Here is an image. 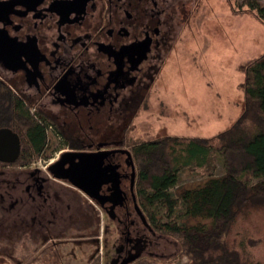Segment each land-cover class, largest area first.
<instances>
[{
  "label": "flooded vegetation",
  "instance_id": "obj_1",
  "mask_svg": "<svg viewBox=\"0 0 264 264\" xmlns=\"http://www.w3.org/2000/svg\"><path fill=\"white\" fill-rule=\"evenodd\" d=\"M0 1V85L28 107L43 147L51 146L27 164H11L19 147L12 162L0 161V178L15 182L0 188V245H19L18 264L88 253L87 264L166 258L170 240L136 202L126 132L182 24L184 0ZM66 152L101 156L102 183L86 186L93 198L55 177L71 165Z\"/></svg>",
  "mask_w": 264,
  "mask_h": 264
},
{
  "label": "trees",
  "instance_id": "obj_2",
  "mask_svg": "<svg viewBox=\"0 0 264 264\" xmlns=\"http://www.w3.org/2000/svg\"><path fill=\"white\" fill-rule=\"evenodd\" d=\"M227 1L236 10L252 12L264 24V2ZM242 73L249 122L239 117L216 135L217 146L200 137L163 136L134 142L131 147L137 205L154 231L175 241L176 259H185L181 264H264L252 257L242 241L227 240L238 216L251 209L264 210V181L251 182L264 178V52L247 62ZM0 128L19 136V153L12 165L27 164L39 154L46 157L51 149L43 147L44 131L28 107L1 85ZM212 150L221 158L220 175H211ZM184 168L204 169L206 177L193 187H175ZM94 231L88 235L89 244L95 241ZM244 243L252 247L256 241L246 238ZM173 262L145 258L135 264ZM24 264L38 263L35 256H29ZM89 264H99V260Z\"/></svg>",
  "mask_w": 264,
  "mask_h": 264
},
{
  "label": "rangeland",
  "instance_id": "obj_3",
  "mask_svg": "<svg viewBox=\"0 0 264 264\" xmlns=\"http://www.w3.org/2000/svg\"><path fill=\"white\" fill-rule=\"evenodd\" d=\"M176 30L173 43L126 134L130 142L163 136L200 137L217 146L219 132L231 127L239 117L244 123L249 122L242 69L264 52V24L252 12L232 8L227 0H184L183 21ZM210 157L211 175H220L219 154L212 150ZM205 177L204 169L184 168L175 187H193ZM257 180L264 178L251 182ZM165 237L170 240L166 242L167 257L154 260L181 264L185 259H176L175 241ZM246 238L255 240L256 244L247 246ZM227 240L228 243L242 241L253 258L264 261V210L251 209L246 215L238 216ZM29 246L33 251V245ZM20 254L19 245H0V264H18ZM88 256L83 260L66 258L64 264H87Z\"/></svg>",
  "mask_w": 264,
  "mask_h": 264
},
{
  "label": "water",
  "instance_id": "obj_4",
  "mask_svg": "<svg viewBox=\"0 0 264 264\" xmlns=\"http://www.w3.org/2000/svg\"><path fill=\"white\" fill-rule=\"evenodd\" d=\"M4 3L0 1V11ZM0 40V56L2 54ZM2 59V56L1 58ZM18 137L15 133L11 132L8 128H0V161L2 162H12L18 153ZM70 156L71 165L62 171V175L56 174V178H68L71 184L77 189L86 193L89 198H93V195L87 194L86 186L91 187L97 191L98 186L102 181L100 180V172L102 173L99 165L101 163L99 157L96 153L86 154L83 152H66L64 153ZM75 159V161H73ZM99 161V162H98ZM68 173V176L66 175ZM15 184L13 180L7 178H0V188L1 185L6 187H12ZM116 187L115 192H119L117 188V180L115 181ZM136 207V206H135ZM137 208V207H136ZM138 210V209H137ZM139 212V210H138Z\"/></svg>",
  "mask_w": 264,
  "mask_h": 264
},
{
  "label": "built area",
  "instance_id": "obj_5",
  "mask_svg": "<svg viewBox=\"0 0 264 264\" xmlns=\"http://www.w3.org/2000/svg\"><path fill=\"white\" fill-rule=\"evenodd\" d=\"M42 162H44L43 164H45V161H42ZM39 163V161H37V164ZM34 165V163H32V164H30L29 166H33Z\"/></svg>",
  "mask_w": 264,
  "mask_h": 264
}]
</instances>
